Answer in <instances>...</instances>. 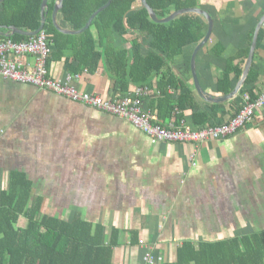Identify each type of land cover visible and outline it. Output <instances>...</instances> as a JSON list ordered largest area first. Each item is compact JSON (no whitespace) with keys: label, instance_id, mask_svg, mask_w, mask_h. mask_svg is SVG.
<instances>
[{"label":"crops","instance_id":"obj_1","mask_svg":"<svg viewBox=\"0 0 264 264\" xmlns=\"http://www.w3.org/2000/svg\"><path fill=\"white\" fill-rule=\"evenodd\" d=\"M200 1L215 29L199 54L198 75L206 92L226 96L220 93V80L230 59L252 49L250 36L264 18V0ZM59 22L65 26L61 14ZM199 45L187 47L173 66L188 87L170 92H192L201 111L216 112L218 123L229 122L246 103L240 99L243 89L264 93V41L253 67L259 82L245 85L226 103H211L198 91L193 59ZM221 47L223 55L216 52ZM145 48L149 50L148 38ZM49 71L54 79L71 74L64 61H50ZM75 76L80 90L105 99L120 91L104 67ZM242 78L234 79L235 90ZM153 96L145 100L151 111ZM184 115L185 122L196 126L193 109ZM15 172L27 174L37 195L47 199L45 214L54 208L50 216L65 212L62 219L70 223L81 215L104 226L108 242L114 230L121 231L116 263L146 264L154 254L158 264H166L177 261L186 241L215 242L264 231V110L228 139L155 143L126 119L0 78V190L8 188ZM135 240L141 243L137 247Z\"/></svg>","mask_w":264,"mask_h":264},{"label":"trees","instance_id":"obj_2","mask_svg":"<svg viewBox=\"0 0 264 264\" xmlns=\"http://www.w3.org/2000/svg\"><path fill=\"white\" fill-rule=\"evenodd\" d=\"M43 2L5 0L0 5L1 33H9L12 27L31 33L38 31L42 25ZM57 2L49 0L46 10L45 31L55 44L49 65L53 60L64 61L73 75L95 74L104 67L121 92L150 87L155 96V123L169 126L175 121L181 125L186 120L184 113L191 108L197 127L220 124L216 121V112L201 111L192 92L180 96L170 92L188 87L178 78L173 66L179 56L185 55L187 47L201 44L206 39L210 27L206 17L188 13L171 23L160 24L151 19L141 0H114L97 16L89 30L69 35L54 25ZM108 2L64 0L60 12L63 27L75 31L85 28L91 16ZM147 2L162 19L184 9H205L200 0ZM255 34L256 30H253L252 43ZM9 38L15 42L30 39L22 35ZM147 38L148 51L145 48ZM5 40L8 39L0 37V42ZM263 41L264 29L258 50ZM216 52L223 55L226 51L221 47ZM250 54L251 49L241 51L229 60L226 76L220 80V93L234 92L233 81L244 76ZM259 80L260 74L253 68L246 85H256ZM247 94L253 99L260 96L256 88L243 89L240 99ZM46 204L47 199L37 195L35 183L27 174L12 173L8 188L0 190V264H118L116 250L121 248V231L114 230L108 242L104 226L86 221L81 215L72 223L47 215ZM24 219L28 226L23 228L21 222ZM136 235L134 233V239ZM133 244L137 247L141 243L136 244L135 240ZM166 264H264V231L215 242L186 241L178 250L177 261Z\"/></svg>","mask_w":264,"mask_h":264},{"label":"built area","instance_id":"obj_3","mask_svg":"<svg viewBox=\"0 0 264 264\" xmlns=\"http://www.w3.org/2000/svg\"><path fill=\"white\" fill-rule=\"evenodd\" d=\"M55 44L46 31L24 42L8 40L0 42V78L16 84L46 90L73 102L103 110L134 124L155 143L211 144L233 137L255 122L264 110V93L253 99L245 97V105L229 122L196 127L183 121L181 125L165 126L155 123V113L145 106V100L153 91L150 87H138L131 92L117 91L110 99L80 90L76 85L79 76L69 74L64 79L50 75L49 60ZM146 264H158L156 256L149 254Z\"/></svg>","mask_w":264,"mask_h":264},{"label":"water","instance_id":"obj_4","mask_svg":"<svg viewBox=\"0 0 264 264\" xmlns=\"http://www.w3.org/2000/svg\"><path fill=\"white\" fill-rule=\"evenodd\" d=\"M4 1L5 0H0V5ZM113 1L114 0H109V2L105 6L101 7L99 10H97L91 16V18L88 21L85 28L75 31V30L65 29L61 26V24L59 22V14H60L63 6H64V0H58L56 7H55V10H54V13H53L54 25L60 32H62L64 34H69V35L82 34L91 28V26H92L94 20L97 18V16L99 14H101L102 12H104L107 8H109ZM141 2H142V7L149 11L151 19H153L155 22L160 23V24L171 23V22L179 19L180 17H182L183 15L188 14V13H197V14H200V15L206 17V19L210 25L209 32H208L206 39L197 48L196 53L194 55V59H193V72H194V77L196 80V85H197L198 91L203 98H205L207 101H209L211 103H226V102L234 100L239 95V93L244 88V86L246 85V83L250 77L251 71L254 67L257 51H258L259 44H260V36H261L262 29L264 27V18L256 30L255 38H254L252 49H251V54H250L249 61L247 64V68L245 70L244 76H243L238 88L232 94H229L226 96L214 97L211 94H209L208 92H206L204 90V88L202 87L201 81H200V78L198 75V71H197V63H198L199 54L208 45V43L210 42V40L214 34L215 20H214L213 16L210 14V12H208L205 9H201V8H190V9H184V10L177 11L174 14H172L170 17L162 19L150 7L147 0H141ZM48 4H49V0H44L43 5H42V25L38 31L31 33V32H25V31H22V30L15 28V27H12L9 29V31H10L9 33H4V34L1 33V29H0V36L8 39L9 37H11L13 35H22L25 37H33V36L38 35L40 32L45 30V26L47 23L46 10L48 8Z\"/></svg>","mask_w":264,"mask_h":264},{"label":"rangeland","instance_id":"obj_5","mask_svg":"<svg viewBox=\"0 0 264 264\" xmlns=\"http://www.w3.org/2000/svg\"><path fill=\"white\" fill-rule=\"evenodd\" d=\"M1 187L3 188V189H5L6 188V183L4 182V183H2V185H1ZM58 213H59V210L57 211ZM48 214L50 215V214H54V208H52V210L50 209L49 211H48ZM47 214V215H48ZM54 216H57V217H59V218H64L65 217V212H62L61 214H56V215H54ZM28 226V221L26 220V219H24V220H22V222H21V227H27Z\"/></svg>","mask_w":264,"mask_h":264}]
</instances>
